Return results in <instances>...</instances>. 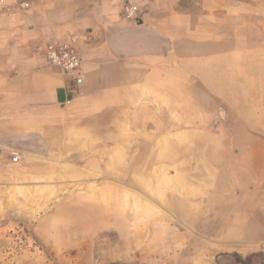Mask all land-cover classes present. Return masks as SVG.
<instances>
[{
	"label": "crops",
	"instance_id": "obj_1",
	"mask_svg": "<svg viewBox=\"0 0 264 264\" xmlns=\"http://www.w3.org/2000/svg\"><path fill=\"white\" fill-rule=\"evenodd\" d=\"M127 1L0 0V181H5L7 169L19 178L47 174L40 168L52 165L39 145L68 154L78 145L94 146L93 160L100 159L102 140L91 134L104 127L111 131V158L119 145H152L155 173L177 188L178 178L196 176L186 167L193 147L203 145L206 167L201 175L206 179L214 171L211 160L225 165L236 160L243 162L239 176L253 183L233 184L223 189L231 200L213 202V194L221 190L205 180L201 206L182 200L177 212L155 221L158 248L151 244L156 233L150 232L142 259L151 250L148 264H235L232 254L264 251V184L255 165L259 153L227 148L254 140L165 135L167 129L180 127L215 130L231 121L222 108L201 110L192 98L229 104L226 98L254 95L251 88L237 92L230 80V60L264 56V0H144L136 21L122 16ZM48 43L74 44L83 60L79 81L36 53ZM138 127L158 135L139 140L134 137ZM10 134L24 153V165L20 157L16 163L3 153ZM128 158L144 157L138 149ZM140 174L150 177L153 172L145 168ZM224 208L232 210L230 219L214 215L213 210ZM210 224L221 227L210 233L198 227Z\"/></svg>",
	"mask_w": 264,
	"mask_h": 264
},
{
	"label": "rangeland",
	"instance_id": "obj_2",
	"mask_svg": "<svg viewBox=\"0 0 264 264\" xmlns=\"http://www.w3.org/2000/svg\"><path fill=\"white\" fill-rule=\"evenodd\" d=\"M143 1H127L123 12L127 6H136L140 14ZM236 50L231 48V51ZM213 51L216 53L221 49L214 48ZM246 61L252 65H247ZM230 63V80L238 88L237 92L246 93L244 88H251L253 96L226 98L230 100L229 104L211 102L203 97L192 100L201 110L207 108L217 112L222 108L231 121L215 130L180 127L167 129L165 135L254 140L252 144H231L227 148L230 152L259 153L260 160L255 161V165L260 168L259 180L264 184V56H235ZM236 117L247 122L242 124L236 121ZM108 121H104L103 126ZM164 123H168V117ZM137 125L140 126V122ZM138 128L134 137L139 140L148 141V135H158L147 130L142 133L141 127ZM91 135L102 140L100 159L96 156L93 160L91 150L94 146L88 149L85 145H78L77 151L68 154L56 149L46 150L39 145L41 155L47 156V164L52 165L51 168H40L47 174L39 178H19L18 174L13 177L14 170H6L5 181H0V264H148L147 251L150 254L152 251L147 250L143 260L142 246L143 241L148 243L150 232H155L151 244L158 248L159 231L155 221L169 216V212L178 209L182 200L201 206L198 204L201 201L200 188H207L205 180L221 190L213 194V202L231 200L230 194L223 189L233 184L253 183V179L239 176L243 162L236 160H229L226 165L220 159L211 160L209 167L214 171L206 179L205 175H201L206 167V159H203L205 146L199 145L193 147L190 166L186 167L187 171H195L196 176L178 178L175 188L168 182L169 179L155 173L158 162L153 159L152 145H119L117 153L111 158V131L102 127ZM119 137L125 138V135L119 133ZM78 138L84 137L79 135ZM138 149L144 158L129 159L128 156ZM19 151L10 134L4 140L3 153L12 161L19 156L24 165V159H21L24 153ZM224 165L227 167L223 168ZM145 168L153 172L150 177L140 174ZM213 211L219 219H230L233 214L231 209L226 208ZM198 227L210 233L212 230L219 231L221 225ZM198 247L201 250L200 244ZM230 256L235 264H264V251L261 250L243 256Z\"/></svg>",
	"mask_w": 264,
	"mask_h": 264
},
{
	"label": "built area",
	"instance_id": "obj_3",
	"mask_svg": "<svg viewBox=\"0 0 264 264\" xmlns=\"http://www.w3.org/2000/svg\"><path fill=\"white\" fill-rule=\"evenodd\" d=\"M22 6L28 7V3H22ZM138 7L127 6L124 9L123 16L128 20L136 21L139 19ZM36 53L44 57L47 62L60 68L67 76L75 81H79L83 73V60L81 59L73 43H48L40 45ZM19 156L13 158V162H18Z\"/></svg>",
	"mask_w": 264,
	"mask_h": 264
}]
</instances>
